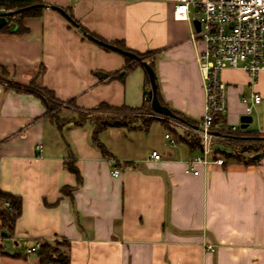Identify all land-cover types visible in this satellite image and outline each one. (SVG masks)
Segmentation results:
<instances>
[{
  "label": "crops",
  "instance_id": "obj_1",
  "mask_svg": "<svg viewBox=\"0 0 264 264\" xmlns=\"http://www.w3.org/2000/svg\"><path fill=\"white\" fill-rule=\"evenodd\" d=\"M44 1L50 6L23 20L26 31L13 32L15 25L0 31V70L8 77L0 79V192L21 199L12 227L0 228V264H39L27 248L41 240L67 242L69 264H264L263 152L257 158L244 152L256 159L251 163L225 158L223 164H196L195 174L188 160L198 151L183 139L171 144L164 137L160 150L137 155L138 137L152 123L168 130L153 121L146 129L99 133L116 163L93 141L90 122H67L60 129L38 95L11 85L32 82L51 90L68 102L62 117L100 103L141 106L150 87L143 63L128 62L83 27L106 42L148 52L164 101L199 123L205 92L197 54L203 44L191 38L188 20L174 18V0ZM221 77L225 128L240 126L250 106L256 126L245 130H264V70L254 81L239 68L227 67ZM253 93L260 95L258 103ZM106 132L115 138L107 142ZM70 155L80 182L65 164Z\"/></svg>",
  "mask_w": 264,
  "mask_h": 264
},
{
  "label": "built area",
  "instance_id": "obj_2",
  "mask_svg": "<svg viewBox=\"0 0 264 264\" xmlns=\"http://www.w3.org/2000/svg\"><path fill=\"white\" fill-rule=\"evenodd\" d=\"M190 9H193V16H190ZM173 16L188 20L192 27L191 38L203 44L197 60L204 82V114L195 128L173 118L176 125L188 131L182 136L184 139L194 133L200 141L198 153L188 160V170L197 174L196 164H223L225 157L214 147L215 143L231 141L230 137L215 131L216 115H223L226 111V84L221 72L227 67L243 69L254 81L264 70V0H174ZM194 18L199 20L198 30L193 24ZM252 99L258 103L261 97L253 93ZM251 111L247 106L245 113L251 114ZM230 129L238 131L243 128L232 125ZM259 133L264 134V130ZM164 137L171 144L176 142L171 132L166 131ZM38 150L41 152L42 148ZM150 156L155 160L161 158L156 150H152ZM113 174L117 175L118 170L115 169ZM4 205L11 208L8 200ZM37 247L38 243L27 248V252H34ZM205 248L214 251L215 245L207 244Z\"/></svg>",
  "mask_w": 264,
  "mask_h": 264
},
{
  "label": "trees",
  "instance_id": "obj_3",
  "mask_svg": "<svg viewBox=\"0 0 264 264\" xmlns=\"http://www.w3.org/2000/svg\"><path fill=\"white\" fill-rule=\"evenodd\" d=\"M32 6V7H28ZM50 5L47 4L44 0H0V12L1 11H14L20 8L28 7L22 11L12 13L10 15L6 16V23L0 27V31H8L10 30V27L13 25L16 26V28L13 30V32L16 33H23L26 31V27L23 25V20L26 17L30 16H39L43 9L45 7H49ZM82 31L85 35L90 37L93 40H96L99 42L102 46L105 48H110L108 45H115L123 50L132 51L136 57L131 56H125L126 60L128 62L139 60L140 62H146L149 64L154 72V66L151 60L147 61L145 59L148 52L139 53L133 50H130L127 48L122 42H106L99 36L95 35L92 32H89L86 28L81 27ZM131 67L130 65L128 66ZM3 69V68H0ZM147 82L150 85V79L147 73ZM155 82H156V97L159 101V103L163 106H166L171 111H173L177 116H179L184 123L188 124L192 127H197L199 123H195L190 118L186 117L182 113H180L177 110H174L168 106V104L164 101V99L161 96L160 90L158 88L157 83V76L155 73ZM15 91L17 92H33L36 95L40 97V99L43 101L46 111L49 113L55 124L58 126V128L62 129L63 125L67 122H73L75 124H83L84 122H90L93 125V131H92V139L95 142V144L99 147L101 150V153L105 157L112 158L116 161V163H119V161L107 150L106 146L99 140V133L103 131L104 129H107L108 127H124L128 130L135 129L137 126L134 124L135 120L131 116V113L136 111L137 109H144L146 113L150 115L148 119L143 120L145 124V129L150 125L153 121H160L163 124L164 116H158L161 114H158L154 111V109L151 106V98L149 95V90L151 88V85L149 87V90L145 94V102L139 106V107H130L126 105L121 106H114L109 105L106 103H100L94 108L85 110V109H78L77 108V115L81 116L82 118H76L75 116L71 117H62L60 115V111L54 109L56 106L54 104V101L62 102L58 100L53 92L51 90H48L42 85H39L37 83L32 84H21V83H13L11 84ZM65 106V105H64ZM105 110L107 111V114L104 115H93L91 112L93 110ZM90 113H85V111H90ZM158 114V115H157ZM223 115L218 114L216 115L214 119V124L216 125L215 131L219 133L222 136H228L231 138V141L229 144H226L230 147V151H222V154L225 158H234L239 161H243L245 163H251L254 162L256 159H254L251 156H244L242 153L248 152V153H255V152H263L264 153V139H261L262 136L259 132L253 131V130H245V129H239L238 131H232L230 128H225L224 121H223ZM166 127L167 124H164ZM218 125V126H217ZM246 137L247 139H244ZM179 140H182L183 138L181 136L178 137ZM185 141L189 148L192 150L199 151L200 149V141L196 134L191 133L188 137V139H183ZM253 143H256L255 146L252 145ZM263 144V145H262ZM235 148L241 149V154H238L235 152ZM132 161H124L122 164L129 165ZM67 169L71 171L75 176L77 182L81 181V175L79 173V170L74 164V158L72 155L69 156L68 160L65 162ZM70 187L64 186L61 188L62 192L65 194L70 193ZM8 200L10 202L11 208L8 209L4 205V201ZM21 210V199L18 196H13L7 193L0 192V228H6L9 229L12 227V224L14 220L17 218ZM64 242L65 246L67 245V242ZM52 241L47 240H41L38 242V247L34 252H36L38 257V263L39 264H69V256L66 254V252H62L58 250V248L51 246Z\"/></svg>",
  "mask_w": 264,
  "mask_h": 264
},
{
  "label": "rangeland",
  "instance_id": "obj_4",
  "mask_svg": "<svg viewBox=\"0 0 264 264\" xmlns=\"http://www.w3.org/2000/svg\"><path fill=\"white\" fill-rule=\"evenodd\" d=\"M194 14H195V11H194ZM7 78L8 77H7L6 73L4 71L0 70V79L7 81ZM29 84H32V82L29 83ZM67 103L68 102H57V101H54V104L56 105L54 107V109L59 110L61 112V108ZM90 112H91V110L90 111H85V113H87V114L90 113ZM91 114H93V115H104V114H107V111L100 110V109L99 110H93L91 112ZM74 116L76 118H78V117L82 118V115L78 116L77 113H75ZM131 116L135 120L134 124L137 127H143V128L145 127V124H144L143 120L148 119L150 117V115L148 113H146V111L144 109H137L136 111L131 113ZM158 116L163 117V115H158ZM164 117H165L164 118V120H165L164 124H167V126H169L167 132H171L173 134L172 130L175 129L174 127L179 128V130L181 132L180 133L181 137L184 136V134H186V132H188V131L184 130L182 126L176 125V122L174 121L173 118L168 117V116H164ZM253 117H254L253 121L250 124L252 129H254L255 126H256V115H255V113L253 114ZM157 124L158 123H152L150 125L148 133H145V131H143L142 134L139 135L138 139L140 140L141 143L139 144V148L137 149V155H142L147 150H149V149H151L153 147H155L156 149L160 150V148H161L160 144H161L162 140L164 139V132L165 131H164V128L161 126L160 123H159V125H157ZM121 130H124V129H121ZM124 132H127V130H124ZM103 134L104 135H102V136H104V139H106L107 142L108 141L110 142L111 139L115 138V136L111 137L109 135V133H107V132L103 133ZM174 135L173 136L176 139H178L176 131H175ZM143 136H145L146 139ZM182 138L184 139V137H182ZM113 142L114 141H112L111 143H113ZM220 142L221 143H215V146L217 148H219L220 150H222V151L229 152L230 151V147L226 145V144H229V143L225 142V141H222V140H220ZM254 144H255V146L257 145L256 143H253L252 145H254ZM235 152L238 153V154H241V149L240 148H235ZM51 246L58 248V250H60V251H62L64 253L66 252V249H65L66 247H65L64 242L53 241L51 243Z\"/></svg>",
  "mask_w": 264,
  "mask_h": 264
},
{
  "label": "water",
  "instance_id": "obj_5",
  "mask_svg": "<svg viewBox=\"0 0 264 264\" xmlns=\"http://www.w3.org/2000/svg\"><path fill=\"white\" fill-rule=\"evenodd\" d=\"M28 7H32V6H28ZM28 7L20 8V9L14 10V11H1L0 12V27L6 23V21H7L6 16L7 15L22 11ZM51 7L59 10L65 16H67L69 18L68 14L61 7L56 6V5H51ZM192 21H193V24H194L196 30H198L199 29V20L194 18ZM108 46L114 50H117V51L125 54V55L131 56V57H136V55L132 51L123 50V49H121L115 45H111V44H109ZM143 66L145 67V69L148 73L149 79H150L151 88L149 90V95L151 98V106L154 109V111L157 112L158 114L163 115V116H168V117L183 121L173 111H171L169 108H167L166 106H163L159 103V101L156 97L155 72H154L153 68L149 64H147L146 62H143ZM251 122H252V115L251 114H243L240 116V127L241 128L245 129V128L249 127ZM244 138H246V137H244ZM260 138L264 139V136H261ZM259 155H260V153L256 152L253 155V157L257 158V157H259ZM2 235H6V233L3 232Z\"/></svg>",
  "mask_w": 264,
  "mask_h": 264
}]
</instances>
